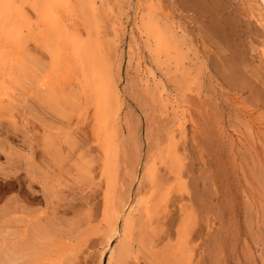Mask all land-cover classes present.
I'll return each mask as SVG.
<instances>
[{"label": "rangeland", "instance_id": "374dc122", "mask_svg": "<svg viewBox=\"0 0 264 264\" xmlns=\"http://www.w3.org/2000/svg\"><path fill=\"white\" fill-rule=\"evenodd\" d=\"M95 1L120 96L114 180L131 218L137 223L146 202L164 194L156 250L177 245L186 228L190 264H264V0H149L185 40L187 71L153 52L140 24L145 0ZM11 80L0 75V219L42 210L75 224L87 215L99 231L76 241L86 238L73 264H107V185L90 119L47 113ZM43 120L71 135L76 157L85 152L92 162L95 181L74 179V151L67 163L72 175L45 198L33 177L50 168L39 140ZM7 225L0 221V230Z\"/></svg>", "mask_w": 264, "mask_h": 264}, {"label": "bare ground", "instance_id": "6f19581e", "mask_svg": "<svg viewBox=\"0 0 264 264\" xmlns=\"http://www.w3.org/2000/svg\"><path fill=\"white\" fill-rule=\"evenodd\" d=\"M146 3L140 24L153 52L158 59L165 57L174 67L187 71V63L191 62H187L190 56L184 50L185 40L161 18L159 7L149 0H145L144 6ZM96 5L95 0H0V75L7 73L15 89L28 91L47 113L64 120H71L78 113L85 120L90 119L96 144L93 150L98 155L95 162L100 178L107 185L103 214L108 225V228L104 226L108 229L105 250H111L107 264H190L186 228L179 231L177 245L172 247L167 243L163 246H167L165 250L169 248L166 253L156 250L159 239L154 224L161 218L158 210L165 200L164 194L146 202L144 216H140V221L138 216L139 223H136L128 212L129 202L116 192L115 137L120 96L112 72L114 60L96 26ZM89 110H92L91 115ZM42 123L46 129L39 137L40 146L49 157L50 168L38 170L32 176L40 184L45 198L55 197L63 179L71 174L67 163L74 151V179L86 184L95 181L92 162L86 160L85 152H78L76 157L78 149L71 135L62 131L63 127L55 130L48 121ZM169 158L173 166L175 158ZM156 181V185L162 187ZM153 193L156 194V190ZM2 219L0 221L8 225L0 230V264H73L78 246L86 238L78 244L76 241L99 231V226L90 225L87 215L75 224L42 210L4 215ZM81 221L86 223L80 224ZM22 228H28V234ZM114 239L119 241L118 245L111 246Z\"/></svg>", "mask_w": 264, "mask_h": 264}]
</instances>
